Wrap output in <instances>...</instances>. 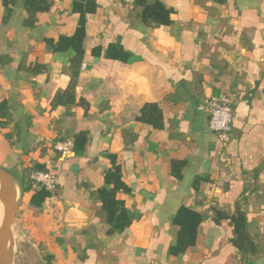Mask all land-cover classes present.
<instances>
[{
	"label": "crops",
	"instance_id": "0c3cea01",
	"mask_svg": "<svg viewBox=\"0 0 264 264\" xmlns=\"http://www.w3.org/2000/svg\"><path fill=\"white\" fill-rule=\"evenodd\" d=\"M73 1L47 0L31 22L23 0L9 16L0 3V102L18 123L12 144L11 127L0 130V168L19 185L21 165H41L58 182L42 209L19 195L13 227L46 247L45 263L244 264L214 208L231 215L248 194L240 205L261 250L251 264H264V0H157L169 14L146 21L119 0H88L80 60L53 51L77 27ZM109 45L124 59L106 57ZM219 94L233 109L226 144L208 126ZM80 136L81 156L54 151ZM106 155L127 188L117 198L129 225L111 235L98 194ZM172 162L183 163L179 175ZM181 207L204 219L194 246L174 257Z\"/></svg>",
	"mask_w": 264,
	"mask_h": 264
},
{
	"label": "trees",
	"instance_id": "16d2710c",
	"mask_svg": "<svg viewBox=\"0 0 264 264\" xmlns=\"http://www.w3.org/2000/svg\"><path fill=\"white\" fill-rule=\"evenodd\" d=\"M119 1L122 2L121 0ZM149 1L150 0H133V4L131 5L133 8H141V15L144 21H146V18L149 16L155 18L156 16L169 14V10L165 9L157 0H154L152 3ZM16 2L17 0H0L1 7L6 11L7 16L10 15L11 9ZM89 4L90 2L88 0L73 1L72 12L78 13L79 16L77 27L72 35H61L58 37L53 45L54 52L61 53L71 49L74 51V60H80L83 57L82 44L85 36V15L89 11ZM22 7L27 13L26 22H31L37 13L48 9V4L47 0H23ZM105 55L109 58L123 60L125 54L118 46L109 45ZM7 127H11V132L5 133L4 138L11 143L13 138H17L18 136V123L8 102L3 100L0 102V130L6 129ZM84 146L85 139L83 137L80 136L75 138L72 155L81 156L84 152ZM104 157L109 160L110 164L104 172L103 186L98 189V194L102 203V208L106 213L107 223L110 226L108 234L111 235L123 231L129 225L124 203L117 198V194L120 191L127 192V188L122 182V168L117 162L116 157L114 155H106ZM182 167V162L171 163L174 174L178 173L177 175H179ZM35 171L49 172L41 165H21L19 187L21 195L29 194L27 204L39 210L55 196L56 189L54 191H48L43 187L36 186L30 179L31 173ZM106 186H108V188H106ZM247 195L238 198L235 210L231 215H226L217 208H214V211L216 222L225 219L232 226L230 243L236 248L237 260L241 259L244 264H251L252 261L259 256L261 250L259 243L248 230L246 212L240 205L241 201L247 199ZM203 219L204 216L200 213L186 207H181L177 211L173 218V224L178 227L176 239L175 243L170 246L168 250L171 256L176 257L183 254L187 249L194 246L197 229ZM38 247L42 252L46 249L42 244H38ZM52 258L53 257L49 255L45 256L46 264H53Z\"/></svg>",
	"mask_w": 264,
	"mask_h": 264
},
{
	"label": "built area",
	"instance_id": "2783aa9c",
	"mask_svg": "<svg viewBox=\"0 0 264 264\" xmlns=\"http://www.w3.org/2000/svg\"><path fill=\"white\" fill-rule=\"evenodd\" d=\"M121 1L125 5L133 4V0ZM207 112L210 131L216 136L218 142L226 144L231 134L233 121V109L229 96L219 94L212 97L207 103ZM53 149L62 159H69L72 157L74 140L72 138L58 140L54 143ZM30 179L36 186L43 187L48 191H54L58 185L56 177L49 172H32Z\"/></svg>",
	"mask_w": 264,
	"mask_h": 264
},
{
	"label": "water",
	"instance_id": "95a60500",
	"mask_svg": "<svg viewBox=\"0 0 264 264\" xmlns=\"http://www.w3.org/2000/svg\"><path fill=\"white\" fill-rule=\"evenodd\" d=\"M17 189L20 187L16 179L7 171L0 168V205L2 218L0 223V264H13L12 227L15 224L19 207Z\"/></svg>",
	"mask_w": 264,
	"mask_h": 264
},
{
	"label": "rangeland",
	"instance_id": "374dc122",
	"mask_svg": "<svg viewBox=\"0 0 264 264\" xmlns=\"http://www.w3.org/2000/svg\"><path fill=\"white\" fill-rule=\"evenodd\" d=\"M17 181V180H16ZM17 198L19 199V190L17 189ZM2 218V207L0 205V223ZM18 230L16 227L12 229ZM15 231V232H16ZM24 232L14 233L13 241V264H46L44 254L46 251H41L38 245L29 241L28 237H23Z\"/></svg>",
	"mask_w": 264,
	"mask_h": 264
}]
</instances>
